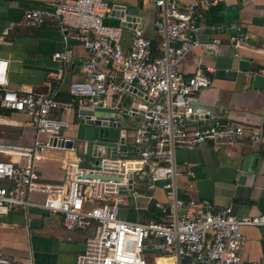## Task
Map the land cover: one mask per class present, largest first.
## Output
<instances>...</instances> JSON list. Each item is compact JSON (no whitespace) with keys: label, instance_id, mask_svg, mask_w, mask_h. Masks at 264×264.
<instances>
[{"label":"built area","instance_id":"built-area-1","mask_svg":"<svg viewBox=\"0 0 264 264\" xmlns=\"http://www.w3.org/2000/svg\"><path fill=\"white\" fill-rule=\"evenodd\" d=\"M153 2L157 7V39L145 37L137 25L128 49L121 44V33L128 25L106 22L115 10L107 0H54L25 11L27 25L53 20L63 31H76L87 58L81 65L83 78L70 84L68 99L55 93H19L7 88V61L0 58V107L28 114L38 133L49 136L31 145H10L0 135V226L11 211L30 207L60 214L68 230L94 225L76 264H148L149 249L172 264H257L243 260L242 229L264 228V213L239 215L233 205L218 208L207 198H180L176 153L204 143L235 145L244 138L258 142L264 125L235 122L196 102L211 78L203 69L186 76L178 66L189 50L202 45L196 17L199 4ZM2 43L9 42L0 37ZM54 58L70 62L71 50L56 52ZM123 92H141L123 111L136 120L132 136L129 131L124 135L127 150L119 152L118 148L116 156H97V164L70 158L64 164L62 180L44 178L35 164L39 153L72 139L63 137L62 131L76 113L80 124L99 117L83 114L86 104L112 107L114 96ZM113 122L117 124L118 119ZM142 179L149 181L153 191L162 183L167 200L155 202L162 215L147 221L126 220L120 216L121 206L133 198L146 197L136 189ZM34 195L43 198L38 200ZM8 263L0 253V264Z\"/></svg>","mask_w":264,"mask_h":264},{"label":"crops","instance_id":"crops-1","mask_svg":"<svg viewBox=\"0 0 264 264\" xmlns=\"http://www.w3.org/2000/svg\"><path fill=\"white\" fill-rule=\"evenodd\" d=\"M54 0H0V37L9 43L0 44V58L7 61V88L19 93H55L68 99L73 81L81 80V65L87 50L76 38V31H63L53 20L38 26L24 22L26 10L44 7ZM117 6L106 19L107 23L120 24L128 15L132 19L121 33V44L128 49L134 37L133 28L139 25L143 35L157 39L155 20L157 7L153 0H107ZM185 4L198 2L197 21L201 27V46L189 50L178 69L186 76L203 69L211 84L197 95V103L212 107L216 113L245 125H264V0H182ZM130 15V16H131ZM232 37L245 38L232 41ZM214 44L215 47H206ZM71 50V61L60 62L54 54ZM140 93L126 92L115 95L112 107L94 108L86 104L83 114L119 119L130 105V97ZM124 104L122 109H119ZM118 105L119 108L115 106ZM118 113L114 114L115 111ZM86 113H85V112ZM59 115V113H55ZM124 125L130 135L136 120L123 113ZM80 121L77 113L62 131L66 138H76ZM77 133V135H78ZM0 135L2 141L12 145H31L46 141L49 136L38 133L31 117L20 111L0 107ZM82 142V141H81ZM56 145V144H55ZM45 148L35 160L42 176L50 181L64 177V164L79 157L85 163L95 162L94 153H85L80 147L66 146ZM121 150L119 149V152ZM17 160V156L2 155ZM176 183L178 196L207 198L218 208L233 205L241 214L264 213V135L258 142L244 138L235 145L204 143L194 149H179L176 153ZM140 184L146 189L144 198H133L121 206L122 218L130 221L159 219L161 211L157 200L166 201L162 183L148 191L149 181ZM152 197V198H149ZM42 200V196L34 195ZM94 232V225L86 229L68 230L58 213L40 207L28 210L15 209L3 218L0 226V253L8 264H76L83 252L87 238ZM245 243L242 257L246 263L264 264V228L248 226L242 229ZM148 264H172L160 253L147 252Z\"/></svg>","mask_w":264,"mask_h":264},{"label":"water","instance_id":"water-1","mask_svg":"<svg viewBox=\"0 0 264 264\" xmlns=\"http://www.w3.org/2000/svg\"><path fill=\"white\" fill-rule=\"evenodd\" d=\"M130 15L125 18L123 21L124 24L128 25L133 20L132 15ZM123 118L124 116L122 114L117 124L113 122L115 120L114 117H97L95 121L92 119H88L86 122L82 121L77 137L67 140L65 143H60L59 145L72 147L75 144L80 147V150H84L86 154L95 152L94 154L98 156L102 154L116 156L118 148L121 151H126L128 148L124 144V135L128 132V128L124 125ZM119 140L121 142L120 146L118 144ZM97 163L98 159L96 160Z\"/></svg>","mask_w":264,"mask_h":264},{"label":"rangeland","instance_id":"rangeland-1","mask_svg":"<svg viewBox=\"0 0 264 264\" xmlns=\"http://www.w3.org/2000/svg\"><path fill=\"white\" fill-rule=\"evenodd\" d=\"M139 98H137V97H134V96H131L130 97V101L132 102V101H136V100H138ZM124 107V104H121V106H120V108L119 109H122ZM85 112V111H84ZM119 112V110H117V111H115L114 112V114H116V113H118ZM86 113V112H85ZM126 119V118H125ZM123 120V121H126V120ZM77 131H76V129H74L72 132H71V135H73V136H77ZM136 189L139 191V192H141V193H143V192H145L146 191V189H144L140 184H137L136 185ZM148 191H150V192H153V190L152 189H149ZM154 193V192H153ZM180 198H182V199H184L183 197H180ZM120 216L122 217V215H121V213H120ZM147 252L149 253V252H153V250H151V249H149V250H147ZM146 252V253H147Z\"/></svg>","mask_w":264,"mask_h":264}]
</instances>
